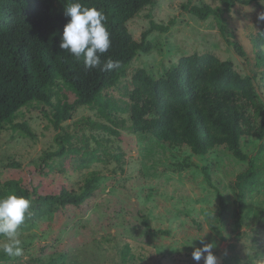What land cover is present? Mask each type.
<instances>
[{
    "label": "rangeland",
    "instance_id": "1",
    "mask_svg": "<svg viewBox=\"0 0 264 264\" xmlns=\"http://www.w3.org/2000/svg\"><path fill=\"white\" fill-rule=\"evenodd\" d=\"M188 2L219 11L202 21L183 10ZM223 10L221 0H157L154 8H145L127 23L132 38L140 42L151 21L165 26L172 21L167 33L152 30L147 35L150 54L141 53L88 104L78 106L71 92L64 97L55 91L53 102L60 113L50 107H22L15 123L27 124L30 134L11 126L0 131V181L19 180L45 195L77 190L89 173L99 178L96 195L81 209L23 223L19 238L24 255L10 258L0 252V264H197L191 253L193 246H202L198 239L213 244L218 264H223L218 253L228 252L232 242L242 264H264V219L256 215L264 208V176L249 197L243 237L235 241L232 185L247 163L223 148L209 155L212 177L229 206L220 224V197L204 180V160L186 147L157 143L149 134L138 136L126 94L134 69L158 77L162 65L212 52L251 78L264 104L263 81L248 39L264 25V0ZM226 37L242 45L249 63L234 53ZM255 143L248 140L244 147ZM89 157L94 159L89 168L77 167ZM34 200L33 194L29 211Z\"/></svg>",
    "mask_w": 264,
    "mask_h": 264
},
{
    "label": "trees",
    "instance_id": "2",
    "mask_svg": "<svg viewBox=\"0 0 264 264\" xmlns=\"http://www.w3.org/2000/svg\"><path fill=\"white\" fill-rule=\"evenodd\" d=\"M259 0H221L225 11L236 4H258ZM73 0H0V131L8 127L29 133L27 124H16L24 106L59 109L53 102L58 94L71 92L75 104L90 103L103 89L117 81L141 53L150 54L146 40L152 31L167 33L173 24L165 26L150 22L141 41L134 40L127 23L145 8H154L157 0H79L87 7L102 10L110 34L111 46L101 55L102 64L108 58L119 62V68L101 71L85 68L83 57L77 60L59 48L60 37L68 18L67 4ZM183 10L199 20L216 16L219 9L206 5H183ZM253 47L254 68L260 71L264 86V25L248 37ZM229 47L245 64L247 53L240 43L225 38ZM65 93V94H64ZM131 123L138 136L149 134L160 144L188 148L204 160L202 173L208 186L219 194L218 223L228 215V203L222 197L211 171L210 153L223 148L247 163L232 185L235 241L243 237V227L250 214L249 197L264 176V104L256 93L253 80L242 76L231 60H221L212 52L193 53L160 67L157 77L146 69H134L126 92ZM248 140L257 142L244 147ZM62 156V155H61ZM92 157L80 160L77 167L89 168ZM99 178L89 173L77 190L60 189L57 194L30 191L19 180L0 181V198L9 194L24 196L35 204L26 213L24 223L51 217L70 208L81 209L98 191ZM264 198V190L262 192ZM264 200V199H263ZM264 219V208L256 214ZM223 264H242L235 243L228 252L218 253Z\"/></svg>",
    "mask_w": 264,
    "mask_h": 264
},
{
    "label": "clouds",
    "instance_id": "3",
    "mask_svg": "<svg viewBox=\"0 0 264 264\" xmlns=\"http://www.w3.org/2000/svg\"><path fill=\"white\" fill-rule=\"evenodd\" d=\"M64 15L68 18L64 25L59 48L67 51L79 60L83 57L85 68H100L101 71H111L119 68V62L108 58L101 61V55L111 46L110 34L106 27V17L102 10L82 5L79 0L67 4ZM264 19V16L261 17ZM31 201L24 196L9 194L0 198V236L4 238L0 244V252L10 258L22 257L24 249L21 246L20 226L29 212ZM193 246L191 253L193 261L203 259L204 264H218V258L213 254V244ZM192 245V243H191Z\"/></svg>",
    "mask_w": 264,
    "mask_h": 264
}]
</instances>
